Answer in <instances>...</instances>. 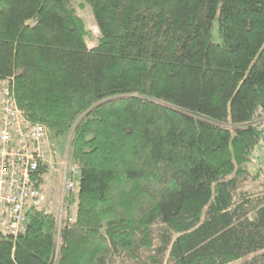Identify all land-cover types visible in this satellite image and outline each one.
I'll use <instances>...</instances> for the list:
<instances>
[{
	"label": "trees",
	"instance_id": "trees-1",
	"mask_svg": "<svg viewBox=\"0 0 264 264\" xmlns=\"http://www.w3.org/2000/svg\"><path fill=\"white\" fill-rule=\"evenodd\" d=\"M76 1L0 0V82L79 167L0 264H264V0H79L93 47Z\"/></svg>",
	"mask_w": 264,
	"mask_h": 264
},
{
	"label": "built area",
	"instance_id": "built-area-1",
	"mask_svg": "<svg viewBox=\"0 0 264 264\" xmlns=\"http://www.w3.org/2000/svg\"><path fill=\"white\" fill-rule=\"evenodd\" d=\"M49 134L43 125L32 124L17 107L11 88L0 82V235L16 238L27 229L29 210L44 215L51 208L41 184L51 166ZM59 218L72 208L65 196L76 189L79 167L64 162Z\"/></svg>",
	"mask_w": 264,
	"mask_h": 264
},
{
	"label": "rangeland",
	"instance_id": "rangeland-1",
	"mask_svg": "<svg viewBox=\"0 0 264 264\" xmlns=\"http://www.w3.org/2000/svg\"><path fill=\"white\" fill-rule=\"evenodd\" d=\"M72 6L76 11L77 16L83 20L86 30L91 33V36L87 39V45L88 47H93L99 37V32L89 8L79 0L73 3ZM211 35L213 42L220 43L217 23H214ZM258 124L264 136V117L258 120ZM49 156L51 160V166L45 172L44 179L41 184V189L43 194L46 196L47 202L51 208L50 214H55L58 217L61 206L60 197L64 169L63 165L66 158L68 159V155L66 153V145H60L58 143L55 153L51 151ZM247 171L249 174L248 176H246L245 180H239V184L241 183L240 189L243 191L251 192L254 195H260L264 197V139L252 153L251 160L247 164ZM70 208H72L73 212V207ZM71 216H73V214ZM61 224H59L60 227ZM124 260L126 261V259ZM121 263V261H117V264ZM164 264H171L168 260V257H165Z\"/></svg>",
	"mask_w": 264,
	"mask_h": 264
}]
</instances>
